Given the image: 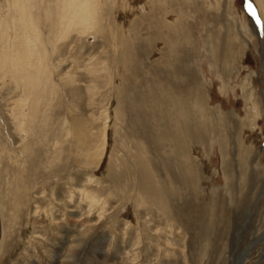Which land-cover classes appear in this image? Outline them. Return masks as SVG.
Here are the masks:
<instances>
[{
  "label": "rangeland",
  "instance_id": "obj_1",
  "mask_svg": "<svg viewBox=\"0 0 264 264\" xmlns=\"http://www.w3.org/2000/svg\"><path fill=\"white\" fill-rule=\"evenodd\" d=\"M0 264H264V0H0Z\"/></svg>",
  "mask_w": 264,
  "mask_h": 264
},
{
  "label": "bare ground",
  "instance_id": "obj_2",
  "mask_svg": "<svg viewBox=\"0 0 264 264\" xmlns=\"http://www.w3.org/2000/svg\"><path fill=\"white\" fill-rule=\"evenodd\" d=\"M81 2H82V1H81ZM67 4H68V3H67ZM67 4H66L65 6L68 7V5H69L70 3H69L68 5H67ZM78 5H79V4H78ZM65 6H64V7H65ZM70 6H73V5H69V7H70ZM80 10H81V9H80ZM81 11H82V10H81ZM76 15H77V14H76ZM72 18H74V17L72 16ZM74 19H76V18H74ZM24 106H25V105H24ZM23 116H24V115H23ZM148 176H150V175H147V177H148ZM148 178H149V177H148ZM148 178H147V179H148ZM151 178H152V177H151ZM152 179H153V178H152ZM152 179H150V180H152ZM150 180H148V182H149ZM144 182H145V181H144ZM150 182H151V181H150ZM145 183H146V182H145ZM150 184H152V183H150ZM145 185H146V184H145ZM151 187H152V186H151ZM152 189H153V188H152ZM145 190H146V189H144V191H145ZM149 190H150V189H149ZM145 192H146V191H145Z\"/></svg>",
  "mask_w": 264,
  "mask_h": 264
}]
</instances>
